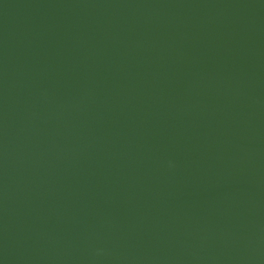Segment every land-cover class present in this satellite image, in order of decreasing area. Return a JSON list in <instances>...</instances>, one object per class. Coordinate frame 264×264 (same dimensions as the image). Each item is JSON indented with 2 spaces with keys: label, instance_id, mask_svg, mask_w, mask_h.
<instances>
[{
  "label": "water",
  "instance_id": "95a60500",
  "mask_svg": "<svg viewBox=\"0 0 264 264\" xmlns=\"http://www.w3.org/2000/svg\"><path fill=\"white\" fill-rule=\"evenodd\" d=\"M0 264H264V0H0Z\"/></svg>",
  "mask_w": 264,
  "mask_h": 264
}]
</instances>
